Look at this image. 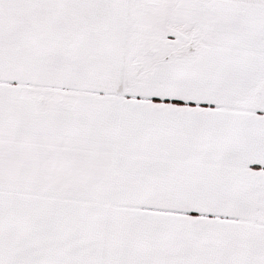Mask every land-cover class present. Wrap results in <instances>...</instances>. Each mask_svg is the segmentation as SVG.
Returning a JSON list of instances; mask_svg holds the SVG:
<instances>
[{"label":"snow or ice","instance_id":"snow-or-ice-1","mask_svg":"<svg viewBox=\"0 0 264 264\" xmlns=\"http://www.w3.org/2000/svg\"><path fill=\"white\" fill-rule=\"evenodd\" d=\"M0 264H264V0H0Z\"/></svg>","mask_w":264,"mask_h":264}]
</instances>
